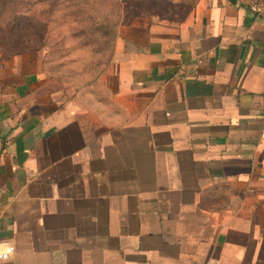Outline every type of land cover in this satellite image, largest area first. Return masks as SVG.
I'll return each instance as SVG.
<instances>
[{"label":"crops","instance_id":"obj_1","mask_svg":"<svg viewBox=\"0 0 264 264\" xmlns=\"http://www.w3.org/2000/svg\"><path fill=\"white\" fill-rule=\"evenodd\" d=\"M123 27L94 86L0 57L4 264H264V0Z\"/></svg>","mask_w":264,"mask_h":264},{"label":"rangeland","instance_id":"obj_2","mask_svg":"<svg viewBox=\"0 0 264 264\" xmlns=\"http://www.w3.org/2000/svg\"><path fill=\"white\" fill-rule=\"evenodd\" d=\"M194 1L0 0V57H19L23 65L36 66L75 90L94 86L111 66L120 28L175 25L187 17Z\"/></svg>","mask_w":264,"mask_h":264},{"label":"clouds","instance_id":"obj_3","mask_svg":"<svg viewBox=\"0 0 264 264\" xmlns=\"http://www.w3.org/2000/svg\"><path fill=\"white\" fill-rule=\"evenodd\" d=\"M12 251V248L0 244V264H4V261L8 260Z\"/></svg>","mask_w":264,"mask_h":264},{"label":"built area","instance_id":"obj_4","mask_svg":"<svg viewBox=\"0 0 264 264\" xmlns=\"http://www.w3.org/2000/svg\"><path fill=\"white\" fill-rule=\"evenodd\" d=\"M0 244L6 245L7 247H10L13 249V246L9 242H0ZM12 253H13V251H12ZM12 253L10 254V256L12 255ZM10 256H9V258H10Z\"/></svg>","mask_w":264,"mask_h":264}]
</instances>
